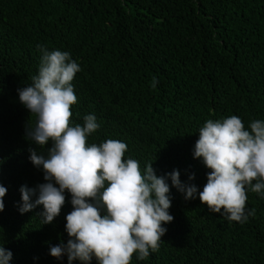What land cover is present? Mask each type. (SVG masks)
Instances as JSON below:
<instances>
[{"label": "trees", "instance_id": "obj_1", "mask_svg": "<svg viewBox=\"0 0 264 264\" xmlns=\"http://www.w3.org/2000/svg\"><path fill=\"white\" fill-rule=\"evenodd\" d=\"M38 45L80 64L72 119L83 125L85 115L97 117L90 143L124 142L126 158L141 169L179 170L182 182L201 191L211 170L193 152L205 122L264 120V0H0V184L8 189L0 244L14 253L13 264H68L49 253L70 238L71 195L50 225L40 222L42 206L25 215L17 207L22 186L46 182L29 160L26 130L36 117L18 96L38 74ZM172 196L174 222L164 225L159 251L145 261L134 254L131 264H264L259 194L247 192L255 216L245 224L175 188Z\"/></svg>", "mask_w": 264, "mask_h": 264}, {"label": "clouds", "instance_id": "obj_2", "mask_svg": "<svg viewBox=\"0 0 264 264\" xmlns=\"http://www.w3.org/2000/svg\"><path fill=\"white\" fill-rule=\"evenodd\" d=\"M37 48L38 74L31 85L18 89V96L36 117L35 125L26 130V139L34 145L29 160L46 182L35 188L22 186L17 207L25 215L42 206L40 222L50 225L71 195L73 210L66 216L70 238L50 246L52 257L61 262L67 257L68 264H131L134 254L138 261L148 260L159 251L167 233L164 225L174 222L172 188L188 201L199 198L229 222L245 224L255 216L246 206L247 192L264 199V120L247 127L236 115L205 122L193 152L211 170L201 191L195 183L182 182L179 170L157 175L152 163L141 169L139 161L126 158L124 142L90 143L101 127L97 117L85 115L83 125L72 119L78 103L73 82L82 72L80 64L69 52ZM157 84L154 77L153 89ZM195 179L194 174L189 177ZM7 194L0 184V213ZM13 260L14 253L0 244V264Z\"/></svg>", "mask_w": 264, "mask_h": 264}]
</instances>
